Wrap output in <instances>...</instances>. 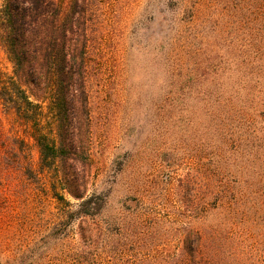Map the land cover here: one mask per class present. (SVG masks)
Wrapping results in <instances>:
<instances>
[{
    "label": "rangeland",
    "instance_id": "obj_1",
    "mask_svg": "<svg viewBox=\"0 0 264 264\" xmlns=\"http://www.w3.org/2000/svg\"><path fill=\"white\" fill-rule=\"evenodd\" d=\"M87 2L88 194L105 204L98 217L86 219L99 234L98 264H175L191 229L229 233L233 248L243 240L262 264L263 201L245 178L236 192L240 173L250 174L264 159L256 132L243 130V122L224 117L219 107L210 108L209 117L203 96L195 94L206 87L200 81L186 89L191 99L179 97L185 83L176 82L174 65L186 51L198 52L213 76L221 72V58L264 69V0ZM12 72L0 43V76ZM14 125L0 102V264H64L79 246L80 218L69 222L64 237L51 233L78 201L65 196L71 204L59 202L47 177L25 175L29 162L38 171V149L30 140L16 150L18 163ZM240 133L248 134L247 146L237 149ZM223 142L234 149L224 151Z\"/></svg>",
    "mask_w": 264,
    "mask_h": 264
},
{
    "label": "trees",
    "instance_id": "obj_2",
    "mask_svg": "<svg viewBox=\"0 0 264 264\" xmlns=\"http://www.w3.org/2000/svg\"><path fill=\"white\" fill-rule=\"evenodd\" d=\"M88 6L87 0H68L65 6L61 0H3L0 9V43L13 64L11 76H0V102L3 111L12 116L14 143L19 144V149H11L12 153L19 163L20 154L16 150L24 151L31 140L38 149V171L35 173L29 162L24 167L25 175L33 180H39V175L47 177L59 202L70 205L65 196L78 201L76 210H66L58 232L51 233L56 239L64 237L69 222L80 218L79 246L64 264H98L95 247L99 234L95 224L91 227L86 218L98 217L105 204L100 196L88 194L91 172ZM219 66L220 74L213 76L212 65L198 52L181 53L174 65L176 82L181 79L185 83L179 97L191 99L186 89L198 81L205 84L195 94L203 96L200 100L209 107L208 116L212 117L210 108L217 107L213 108L217 111L219 107L224 117L238 124L243 122V130L252 126L256 132L255 146L264 153L263 65L221 58ZM230 68H237V72H230ZM246 135L239 134L237 149L246 148L243 138ZM234 147L235 144L223 142L220 148L230 151ZM11 150L6 151L11 154ZM2 155L0 152L4 159ZM261 163L250 174L240 173L236 192L242 187L241 181L247 179L264 208V159ZM219 193L225 195L227 190ZM232 240L229 233L204 235L191 229L183 239L175 264H255L257 256L245 251L243 240L234 248ZM259 259L264 264V251Z\"/></svg>",
    "mask_w": 264,
    "mask_h": 264
}]
</instances>
